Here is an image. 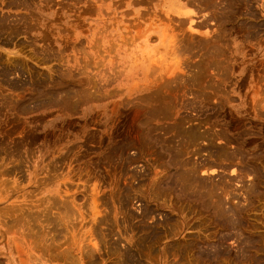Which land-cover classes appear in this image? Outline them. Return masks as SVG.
<instances>
[{
	"label": "rangeland",
	"instance_id": "rangeland-1",
	"mask_svg": "<svg viewBox=\"0 0 264 264\" xmlns=\"http://www.w3.org/2000/svg\"><path fill=\"white\" fill-rule=\"evenodd\" d=\"M0 264H264V0H0Z\"/></svg>",
	"mask_w": 264,
	"mask_h": 264
},
{
	"label": "bare ground",
	"instance_id": "bare-ground-1",
	"mask_svg": "<svg viewBox=\"0 0 264 264\" xmlns=\"http://www.w3.org/2000/svg\"><path fill=\"white\" fill-rule=\"evenodd\" d=\"M202 7V6H201ZM11 21V20H10ZM186 47V46H185ZM216 50V49H215ZM207 55V54H206ZM212 67V66H211ZM205 69V68H204ZM168 87V86H167ZM182 89V88H181ZM164 90V89H163ZM182 127V126H181ZM147 128V127H146ZM172 134V133H171ZM178 139V138H177ZM176 139V140H177ZM190 147V146H189ZM192 150V149H191ZM174 151V150H173ZM195 153V152H194ZM184 162V161H183ZM205 167V166H204ZM189 168V167H188ZM182 170V169H181ZM190 170V169H189ZM197 172V171H196ZM169 181V180H168ZM178 183V182H177ZM174 184V183H173ZM189 184V183H188ZM189 186V185H188ZM195 186V185H194ZM198 186V185H197ZM211 187V186H210ZM177 188V187H176ZM200 190V189H199ZM214 190V189H213ZM207 192V191H206ZM213 192V191H212ZM177 193V192H176ZM181 193V192H180ZM203 193V192H202ZM192 194V193H191ZM212 195V194H211ZM215 196V195H214ZM213 197V196H212ZM220 201V200H219ZM223 203V202H222ZM221 207V206H220ZM63 208V207H62ZM67 208V207H66ZM69 209V208H68ZM234 212V211H233ZM233 214V213H232ZM241 217V216H240ZM229 218V217H228ZM32 219V218H31ZM55 219V218H54ZM32 221V220H31ZM42 221V220H41ZM54 222V221H53ZM32 226V225H31ZM37 228V227H36ZM46 232V231H45ZM29 233V232H28ZM54 236V235H53ZM36 239V238H35ZM67 254V253H66ZM247 254V253H246Z\"/></svg>",
	"mask_w": 264,
	"mask_h": 264
}]
</instances>
